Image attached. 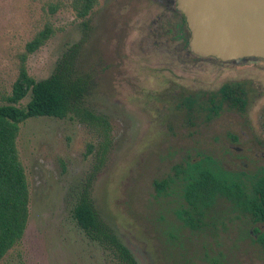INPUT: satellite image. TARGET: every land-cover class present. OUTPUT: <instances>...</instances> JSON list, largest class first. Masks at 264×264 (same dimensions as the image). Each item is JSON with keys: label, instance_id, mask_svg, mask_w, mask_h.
<instances>
[{"label": "rangeland", "instance_id": "374dc122", "mask_svg": "<svg viewBox=\"0 0 264 264\" xmlns=\"http://www.w3.org/2000/svg\"><path fill=\"white\" fill-rule=\"evenodd\" d=\"M72 0H0V95L9 93L25 44L45 26L52 36L25 60L28 73L48 77L60 61L88 75L86 106L105 114L111 142L91 186L100 217L138 264H264L248 215L220 200L216 238L193 234L177 219L181 174L166 192L153 180L174 165L207 155L228 171L256 175L264 168V60L222 62L187 53L166 0H97L78 18ZM245 81L243 111L223 107L210 120L199 107L222 84ZM197 98L187 119L186 95ZM206 94L205 96H202ZM26 97L23 102H26ZM200 104V106H198ZM197 115V116H196ZM94 133L76 119L31 117L19 125L17 148L28 188V220L0 264H113L71 218L87 179Z\"/></svg>", "mask_w": 264, "mask_h": 264}, {"label": "trees", "instance_id": "16d2710c", "mask_svg": "<svg viewBox=\"0 0 264 264\" xmlns=\"http://www.w3.org/2000/svg\"><path fill=\"white\" fill-rule=\"evenodd\" d=\"M96 3L97 0H72L71 6L78 18H85ZM181 16L183 23L179 26L183 32L186 21L184 15ZM50 36L52 29L45 26L26 42L11 89L0 95V260L22 237L29 214V188L16 147L19 125L31 117L46 116L76 119L94 133V140L86 149L87 153L94 154L95 161L77 190L71 218L90 241L108 250L113 264H138L129 248L100 217L91 199L92 183L104 165L111 142L109 117L85 105V98L93 88L91 78L77 74L65 60L60 61L48 77L37 80L28 73L25 60ZM184 42L188 47L186 38ZM247 90L245 81L226 82L205 97L206 106H198L207 120L217 116L223 107L241 112L247 103ZM26 97L28 100L23 102ZM183 103L188 107L189 120L195 114L197 98L188 94L181 98ZM175 172L181 174L182 200L175 215L191 233L201 237L218 236L222 226L217 211L220 200L248 215L254 223L264 225V168L256 175H245L223 169L216 159L207 155L203 161L191 165H174L165 177L153 180L156 195L166 192L173 176L177 175ZM252 232L257 235L256 242L264 247V227L262 230L255 227Z\"/></svg>", "mask_w": 264, "mask_h": 264}, {"label": "water", "instance_id": "95a60500", "mask_svg": "<svg viewBox=\"0 0 264 264\" xmlns=\"http://www.w3.org/2000/svg\"><path fill=\"white\" fill-rule=\"evenodd\" d=\"M190 29L192 57L264 59V0H176Z\"/></svg>", "mask_w": 264, "mask_h": 264}, {"label": "flooded vegetation", "instance_id": "af4514ba", "mask_svg": "<svg viewBox=\"0 0 264 264\" xmlns=\"http://www.w3.org/2000/svg\"><path fill=\"white\" fill-rule=\"evenodd\" d=\"M166 2H167V4H168V6H175V10H173V12L172 11H170V13H171V15H174V17H175V19H177V21L178 22H174V28H175V30H177V33H178V35L180 36V38H183V37H185L186 39H187V46H188V40H189V38H190V29H189V27H188V25H187V22H186V25L183 27V32H181L180 31V26L179 25H181L182 23H183V21H182V16H181V12L177 9V7H176V0H166ZM183 15V14H182ZM185 17V16H184ZM185 20H186V18H185ZM184 20V21H185ZM184 38V39H185ZM187 49H188V47H187ZM188 53V52H187ZM250 58H255V59H259V60H264V59H262V58H256V57H246V58H244V59H250ZM222 62H227V61H222Z\"/></svg>", "mask_w": 264, "mask_h": 264}]
</instances>
